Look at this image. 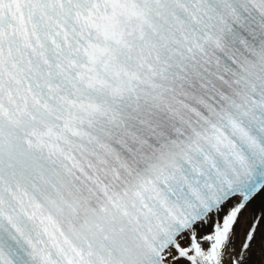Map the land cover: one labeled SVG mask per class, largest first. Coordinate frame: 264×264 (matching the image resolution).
<instances>
[{
	"label": "snow or ice",
	"instance_id": "snow-or-ice-1",
	"mask_svg": "<svg viewBox=\"0 0 264 264\" xmlns=\"http://www.w3.org/2000/svg\"><path fill=\"white\" fill-rule=\"evenodd\" d=\"M0 264H264V0H0Z\"/></svg>",
	"mask_w": 264,
	"mask_h": 264
}]
</instances>
